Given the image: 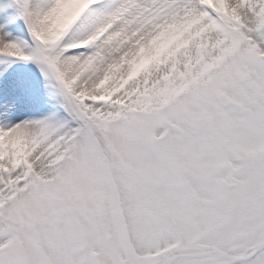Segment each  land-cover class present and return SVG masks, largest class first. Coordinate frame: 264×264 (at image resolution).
I'll use <instances>...</instances> for the list:
<instances>
[{
  "label": "snow or ice",
  "instance_id": "1",
  "mask_svg": "<svg viewBox=\"0 0 264 264\" xmlns=\"http://www.w3.org/2000/svg\"><path fill=\"white\" fill-rule=\"evenodd\" d=\"M0 264H264V0H9ZM16 17L13 16L12 19Z\"/></svg>",
  "mask_w": 264,
  "mask_h": 264
},
{
  "label": "rangeland",
  "instance_id": "2",
  "mask_svg": "<svg viewBox=\"0 0 264 264\" xmlns=\"http://www.w3.org/2000/svg\"><path fill=\"white\" fill-rule=\"evenodd\" d=\"M13 16H15L16 18L12 19ZM0 22H3L5 24L11 23L12 26L14 25V27L10 29L11 36L27 38L26 26L24 25L23 20L19 18L18 15H16L15 8H9L6 11L5 15H0ZM8 72L11 74V80H10L11 83L10 81L9 83L8 81H4L3 77H0V87H3L5 90H7L10 84L12 85L15 84V87L16 85H21L20 86L21 92L19 91V94L23 96V99L24 98H29V100L31 99L34 107H36V109L32 108L31 111L26 110L21 114H14L13 116L14 119L11 121V123H15L18 120L24 119L27 116H40L45 112L49 111L51 104L53 102L48 95L47 89L45 87L44 78L41 75L39 68L35 64L18 62L11 65V67L8 69ZM35 93L36 95L37 93H43L44 96L47 98V100L45 101L46 105L44 104L42 106L43 108L36 105L37 97L35 96ZM6 99L7 97H5L2 100H6ZM20 107L22 108V106H19L16 103V107L14 109L20 111L19 109Z\"/></svg>",
  "mask_w": 264,
  "mask_h": 264
},
{
  "label": "bare ground",
  "instance_id": "3",
  "mask_svg": "<svg viewBox=\"0 0 264 264\" xmlns=\"http://www.w3.org/2000/svg\"><path fill=\"white\" fill-rule=\"evenodd\" d=\"M8 3H9V0H0V6L6 5ZM8 9L9 8H5V10L3 12H0V15H5L6 14V11ZM0 23H2V24L5 25V31L8 32V33H10V29L12 27H14V25L12 26L11 23H8V24H5L3 22H0ZM3 80L4 81H8V83H9V81L11 80V75L8 76V77H3ZM10 83H11V81H10ZM20 86L21 85H16V87H15V84H14L16 103H17V105L22 106V108L21 107L19 108L20 111H17L14 108H9L7 110V117H6V121L7 122H11L14 119L13 118L14 114H21V113L25 112L26 110L31 111L32 108H35L36 109V107H34L31 99L30 100H29V98H24L23 99V96H21L19 94V91L21 92V87ZM35 96L37 97V104L36 105L39 106V107H42L45 104V101L47 100V98L44 96L43 93H37V95L35 93ZM4 112H5L4 100L0 99V113H4ZM17 112H19V113H17Z\"/></svg>",
  "mask_w": 264,
  "mask_h": 264
}]
</instances>
